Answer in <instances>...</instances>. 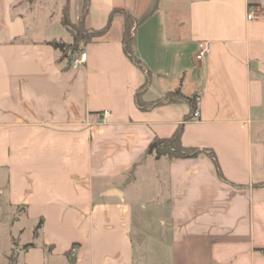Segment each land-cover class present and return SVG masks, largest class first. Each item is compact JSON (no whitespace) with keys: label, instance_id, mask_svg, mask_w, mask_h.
Segmentation results:
<instances>
[{"label":"crops","instance_id":"1","mask_svg":"<svg viewBox=\"0 0 264 264\" xmlns=\"http://www.w3.org/2000/svg\"><path fill=\"white\" fill-rule=\"evenodd\" d=\"M83 1L0 0V210L8 241L24 242L14 264H72L73 250L75 264H136L148 212L169 264H264V0H89L85 24L108 29L67 68L48 45L64 40L38 27L55 10L63 27L67 6L78 22ZM126 14L140 65L124 52ZM200 42L211 44L203 62ZM179 127L223 178L209 153L147 154Z\"/></svg>","mask_w":264,"mask_h":264},{"label":"rangeland","instance_id":"2","mask_svg":"<svg viewBox=\"0 0 264 264\" xmlns=\"http://www.w3.org/2000/svg\"><path fill=\"white\" fill-rule=\"evenodd\" d=\"M65 6L67 5L69 0H65ZM51 3V2H50ZM84 3V1H83ZM53 4V3H52ZM65 8V7H64ZM54 17H42V22L40 23L39 29H43L47 37L51 38V36H55V38H60L61 40H67L68 36L63 30V27L58 24V18L56 10L54 11ZM85 13V12H84ZM39 23L38 19L31 18L29 20V25L31 28H35ZM65 28V27H64ZM67 30V29H66ZM62 41V42H64ZM137 178H134V174L130 175L128 178L129 186L132 191L136 190L138 186ZM150 193V191H149ZM150 201H141L145 206H150L156 204V200L153 201L152 195H150ZM148 200V199H147ZM140 202V201H139ZM158 204V203H157ZM160 204V202H159ZM3 211L0 210V264H14L16 261L15 251H23L24 242L20 239L21 236L18 237L17 240L8 241L10 234L8 230H12V227H6L4 223H6ZM9 216L13 219V222L22 221L25 218V212L22 210L18 211H9ZM8 217V216H7ZM147 222L141 226H139V231L135 230L134 232V240L136 243V247H143L142 256L139 257L137 254V258H135L136 264H169V254H168V234L167 231L164 230V227L159 225L158 217L153 215V212H148L146 215ZM9 222V221H8ZM26 228H30V224L28 221H25ZM10 224V223H9ZM8 226V225H7ZM24 234V231L21 232V235ZM138 236V237H137ZM155 244H152V242ZM159 243V245H158ZM9 254V259H6L5 255Z\"/></svg>","mask_w":264,"mask_h":264},{"label":"trees","instance_id":"3","mask_svg":"<svg viewBox=\"0 0 264 264\" xmlns=\"http://www.w3.org/2000/svg\"><path fill=\"white\" fill-rule=\"evenodd\" d=\"M90 1L84 0V4L82 7V16L76 23H72L69 18V9L68 6L64 9V15L62 19V25L68 30L73 38V42L71 44H66L64 42H49L48 45L52 46L54 49L59 50L61 52L60 62H66L67 68L71 67V62L80 56L86 44L99 39L102 37L108 27L101 31H94L91 28L87 27L85 24V17L87 15V9L89 7ZM85 12V13H84ZM133 20L129 14H126L124 33H123V43H124V52L126 55L132 59V61L138 65L140 62L133 56L132 53V30H133ZM71 61V62H70ZM163 104V102L155 103L154 106ZM138 105L143 109H148L149 107L146 104L138 101ZM183 128L179 127L174 136L170 139H159L156 138L148 148L147 154L154 155L157 160L165 157L169 160H178V159H190L196 158L201 153H209L213 156L214 161L216 163V168L218 175L223 178L222 172L220 170L219 165L216 162V158L214 154L208 150L200 151L198 149H189L182 146L181 137H182ZM42 222L38 225L37 229L41 228ZM32 245L26 246V248ZM76 245H74V249H76ZM74 251V250H73ZM73 251L68 253L67 255L71 257L72 264H75V257Z\"/></svg>","mask_w":264,"mask_h":264},{"label":"built area","instance_id":"4","mask_svg":"<svg viewBox=\"0 0 264 264\" xmlns=\"http://www.w3.org/2000/svg\"><path fill=\"white\" fill-rule=\"evenodd\" d=\"M255 19L253 12H250L248 14V20H253ZM211 52V44L209 42H200L198 44V51L197 54L195 56V59L197 62H203L204 60L207 59V57L209 56ZM87 55L85 53H82L79 58L74 59L71 62V67L76 69L78 67H80L85 61H86ZM199 99H197L196 101H198ZM111 115V112L109 111H105L104 112V116L108 117ZM200 118V112L198 108H195L194 113L191 117L190 120L195 121L198 120Z\"/></svg>","mask_w":264,"mask_h":264},{"label":"water","instance_id":"5","mask_svg":"<svg viewBox=\"0 0 264 264\" xmlns=\"http://www.w3.org/2000/svg\"><path fill=\"white\" fill-rule=\"evenodd\" d=\"M110 193H116V192H110ZM118 193V192H117ZM120 195V193H118Z\"/></svg>","mask_w":264,"mask_h":264}]
</instances>
